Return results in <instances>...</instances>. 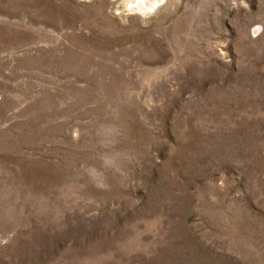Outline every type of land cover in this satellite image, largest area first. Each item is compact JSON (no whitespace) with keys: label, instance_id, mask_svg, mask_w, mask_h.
Returning <instances> with one entry per match:
<instances>
[{"label":"rangeland","instance_id":"1","mask_svg":"<svg viewBox=\"0 0 264 264\" xmlns=\"http://www.w3.org/2000/svg\"><path fill=\"white\" fill-rule=\"evenodd\" d=\"M0 0V264H264V0Z\"/></svg>","mask_w":264,"mask_h":264},{"label":"bare ground","instance_id":"2","mask_svg":"<svg viewBox=\"0 0 264 264\" xmlns=\"http://www.w3.org/2000/svg\"><path fill=\"white\" fill-rule=\"evenodd\" d=\"M130 1V5L133 7L136 5L141 10L143 9H153L154 6L158 5L160 3V0H128Z\"/></svg>","mask_w":264,"mask_h":264}]
</instances>
